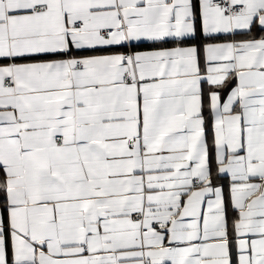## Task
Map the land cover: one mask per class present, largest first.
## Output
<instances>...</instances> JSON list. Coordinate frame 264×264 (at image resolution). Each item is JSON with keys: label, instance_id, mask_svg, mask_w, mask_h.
I'll return each mask as SVG.
<instances>
[{"label": "snow or ice", "instance_id": "1", "mask_svg": "<svg viewBox=\"0 0 264 264\" xmlns=\"http://www.w3.org/2000/svg\"><path fill=\"white\" fill-rule=\"evenodd\" d=\"M0 264H264V0H0Z\"/></svg>", "mask_w": 264, "mask_h": 264}]
</instances>
